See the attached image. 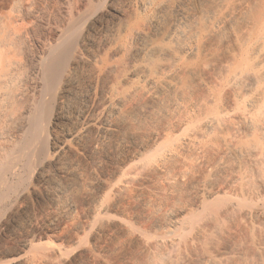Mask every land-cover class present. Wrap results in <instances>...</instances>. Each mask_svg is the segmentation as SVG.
Returning a JSON list of instances; mask_svg holds the SVG:
<instances>
[{
	"label": "bare ground",
	"instance_id": "6f19581e",
	"mask_svg": "<svg viewBox=\"0 0 264 264\" xmlns=\"http://www.w3.org/2000/svg\"><path fill=\"white\" fill-rule=\"evenodd\" d=\"M0 264H264V0H0Z\"/></svg>",
	"mask_w": 264,
	"mask_h": 264
},
{
	"label": "rangeland",
	"instance_id": "374dc122",
	"mask_svg": "<svg viewBox=\"0 0 264 264\" xmlns=\"http://www.w3.org/2000/svg\"><path fill=\"white\" fill-rule=\"evenodd\" d=\"M6 240H8V237H4L0 240V244L4 243Z\"/></svg>",
	"mask_w": 264,
	"mask_h": 264
}]
</instances>
